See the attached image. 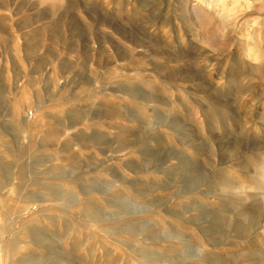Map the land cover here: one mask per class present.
I'll list each match as a JSON object with an SVG mask.
<instances>
[{"label":"rangeland","instance_id":"rangeland-1","mask_svg":"<svg viewBox=\"0 0 264 264\" xmlns=\"http://www.w3.org/2000/svg\"><path fill=\"white\" fill-rule=\"evenodd\" d=\"M0 264H264V0H0Z\"/></svg>","mask_w":264,"mask_h":264},{"label":"bare ground","instance_id":"bare-ground-1","mask_svg":"<svg viewBox=\"0 0 264 264\" xmlns=\"http://www.w3.org/2000/svg\"><path fill=\"white\" fill-rule=\"evenodd\" d=\"M62 1H65V0H62Z\"/></svg>","mask_w":264,"mask_h":264}]
</instances>
